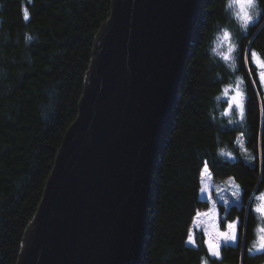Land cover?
Wrapping results in <instances>:
<instances>
[{
  "label": "trees",
  "instance_id": "obj_1",
  "mask_svg": "<svg viewBox=\"0 0 264 264\" xmlns=\"http://www.w3.org/2000/svg\"><path fill=\"white\" fill-rule=\"evenodd\" d=\"M239 25L229 0H202L168 125L156 154L141 264H264L256 241L264 193V0ZM112 0H0V264H17L64 136L79 113L95 37ZM25 11L28 18L25 19ZM235 32V66L214 50ZM242 80L244 104L227 112L226 90ZM207 163L215 180L234 179L238 203L220 206L221 227L239 219L238 240L210 255L190 228L210 202L201 195Z\"/></svg>",
  "mask_w": 264,
  "mask_h": 264
},
{
  "label": "water",
  "instance_id": "obj_2",
  "mask_svg": "<svg viewBox=\"0 0 264 264\" xmlns=\"http://www.w3.org/2000/svg\"><path fill=\"white\" fill-rule=\"evenodd\" d=\"M202 0H112L17 264H141L151 176Z\"/></svg>",
  "mask_w": 264,
  "mask_h": 264
},
{
  "label": "rangeland",
  "instance_id": "obj_3",
  "mask_svg": "<svg viewBox=\"0 0 264 264\" xmlns=\"http://www.w3.org/2000/svg\"><path fill=\"white\" fill-rule=\"evenodd\" d=\"M229 4H232L233 15L239 25L251 24L255 21L256 17L253 15V11L256 6V1L254 6L248 9V14L252 17V19L245 20L243 15L240 14V10L238 5L233 3V0H229ZM229 35L226 37L225 33ZM214 50L217 51L223 59L230 64L235 66V61L237 59L236 53L238 51V43L235 32L231 28H224L222 31L216 34L214 41H212ZM257 54V53H256ZM227 57V59H225ZM254 62L257 64L260 75L264 73V67H261V63H264V60L257 54V57L254 58ZM262 78V77H261ZM236 83L233 85H229L226 90V95L229 100V106L227 107V112L230 113V108L234 107L238 110H241L240 107H236L235 104L232 103V97L236 95L239 91L242 95L240 97V104L243 107L244 104V92H243V84L242 80L239 76H236ZM264 81V79H262ZM231 106V107H230ZM201 195L203 198L208 199L210 202V206L207 209L200 210L190 228V235L188 238V244L195 245V235L197 232L202 231L206 238V244L211 256V251L209 249V244L213 245V250L218 252L217 256L220 257V250L223 246L229 244H235L238 240V225L239 219L234 222L228 223L226 229H222L221 220L222 215L220 211V206L224 205L229 207L233 203L239 202L241 189L239 185L235 182L234 179H226L223 181L215 180L211 173L207 172L205 174L202 172L201 175ZM234 192H238V195H233ZM264 193L258 196L256 208H264V199H260ZM258 215V228L256 234V241L253 247L252 252H263L264 250L258 251L257 249L261 244H264V212L257 213ZM235 224V228L230 229L228 227L229 224ZM234 236L235 239H229L228 237ZM203 264H209L204 262Z\"/></svg>",
  "mask_w": 264,
  "mask_h": 264
},
{
  "label": "snow or ice",
  "instance_id": "obj_4",
  "mask_svg": "<svg viewBox=\"0 0 264 264\" xmlns=\"http://www.w3.org/2000/svg\"><path fill=\"white\" fill-rule=\"evenodd\" d=\"M233 3L235 5H238L239 7V10H240V14L243 15V18L245 20H251L252 17L248 14V9L252 8L254 6V3H255V0H233ZM233 6L232 4L229 5V7ZM28 18V14H27V11H25V19ZM226 37L229 35L227 32L225 33ZM253 56V58H256L257 57V54L255 52H252L251 54ZM225 59H227V57H225ZM261 67H264V63H261ZM261 77L262 79H264V73H261ZM241 93L238 91L236 93L235 96L232 97V103L236 105V107H240L241 108V115L243 114V110H242V106L240 104V97H241ZM203 172L205 174H207L208 172V166H207V163H205V167L203 169ZM233 195H238V192H234ZM260 199H264V195H262V197H260ZM257 213H261V212H264V208H257L255 210ZM228 227L230 229H233L235 228V224H229ZM229 239H235L234 236L232 237H228ZM209 249L211 251V254L213 256H217L218 255V252L213 250V245L212 244H209ZM258 251L260 250H264V244H261L260 247L257 249Z\"/></svg>",
  "mask_w": 264,
  "mask_h": 264
}]
</instances>
